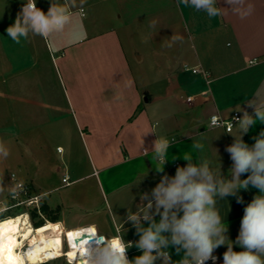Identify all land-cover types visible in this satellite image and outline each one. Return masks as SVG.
Masks as SVG:
<instances>
[{"label":"crops","instance_id":"crops-1","mask_svg":"<svg viewBox=\"0 0 264 264\" xmlns=\"http://www.w3.org/2000/svg\"><path fill=\"white\" fill-rule=\"evenodd\" d=\"M124 2L122 9L130 8L147 19L146 32L138 23V29L125 38L121 26L126 22L114 21L106 27V19H81L85 14L79 8L63 32L47 39L30 34L27 55L21 51L14 55L12 66L6 58V91L0 88V97H6V122L18 125V177L41 195L40 210L43 206L51 213L45 220L70 232L95 225L97 236L123 234L133 244L127 255L134 259L142 253L134 246L139 237L127 221L129 208L135 213L141 196L150 193L162 174L173 176L177 166L186 165L182 156L193 152L194 141L203 140L211 159L216 149L222 173L231 178L232 161L225 148L234 137L222 127L204 125L213 114L229 118L239 111L242 117L247 111L252 115L254 109L247 101L264 98V0H249L255 11L246 19L234 14L225 0H218V6L229 10L212 19L183 5L178 8L176 0ZM153 20L155 28L149 27ZM174 34L182 38L173 41ZM138 35L145 39V52L137 47ZM184 64L208 70L209 82L201 74L185 71ZM261 130L264 124L257 121L244 141L251 146ZM148 131L152 132L145 134ZM237 131L238 125L231 130ZM78 136L86 160L76 158L73 142ZM157 136L176 139L163 173H157L151 159ZM58 137L64 144L55 145ZM31 141L33 156L22 152L23 142L27 146ZM50 151H66L69 163L61 176L53 170L39 174L37 153ZM81 169L87 173L79 174ZM65 174L69 185L62 180ZM92 174L96 182L83 183L82 191L70 196L73 186ZM55 191L59 194L52 196ZM257 194L250 188L239 193L243 204L235 197L221 202L230 241L238 236L244 207ZM233 250L242 249L234 244ZM169 251L173 261L181 258L174 249ZM225 251L227 245L214 251L216 264H223Z\"/></svg>","mask_w":264,"mask_h":264},{"label":"clouds","instance_id":"clouds-1","mask_svg":"<svg viewBox=\"0 0 264 264\" xmlns=\"http://www.w3.org/2000/svg\"><path fill=\"white\" fill-rule=\"evenodd\" d=\"M225 2L241 19H246L255 11L254 4L249 0ZM86 3L87 0H50V7L45 13L37 7V0H24L14 23L6 29L7 36L16 44L28 40L30 34L47 39L53 33L63 32L72 22L73 10H82ZM176 3L178 8L183 5L204 12L209 19L229 10L219 7L218 0H176ZM156 23L153 20L149 27L155 28ZM181 38L174 34L171 40ZM247 103L254 113L250 115L244 111L242 117H236L232 122L234 127L238 125L237 133L228 131L234 137L225 148L232 161L228 170L231 178L222 173L217 150L215 159H211L205 154L203 140L194 141L193 152L182 156L186 165L177 166L173 176L162 174L150 193L141 196L142 204L135 213L129 208L127 221L131 222L139 237L134 246L142 254L134 259L128 258L127 251L133 244L126 242L123 234L112 238L100 235V243L95 249L89 250L87 244L77 249L83 260L76 257V264H156L158 260L162 264H207L208 261L216 264L214 251L224 245H227V251L223 253V264H264V130L253 137L251 146L243 139L257 121L264 124V98L256 97ZM222 126L218 116L211 118V127ZM149 132L152 131L145 134ZM174 143L175 137L169 139L166 136H157L153 142L151 159L157 173L164 172L169 148ZM143 153L147 156L148 150ZM10 155L8 144L0 139V161H7ZM242 176L246 178L242 179ZM11 181V184L5 185L4 174L0 173V197L7 192L8 196L16 199L26 192L23 179H17L12 174ZM250 188L257 189L258 194L244 207L238 236L234 242L230 241L220 204L228 197H235L237 203L243 204L239 193ZM8 207L7 199L0 201V214ZM97 230L95 225H89L81 230V234L97 235ZM234 244L242 250L234 251ZM169 249H174L181 258L173 261ZM32 254L31 247L15 256L9 255L7 260L0 254V264H26Z\"/></svg>","mask_w":264,"mask_h":264},{"label":"rangeland","instance_id":"rangeland-1","mask_svg":"<svg viewBox=\"0 0 264 264\" xmlns=\"http://www.w3.org/2000/svg\"><path fill=\"white\" fill-rule=\"evenodd\" d=\"M125 0H87V3L83 6L85 9V16L81 19H86L90 20L91 18H96V19H106V24L104 26H109L111 25L112 22L115 21V24L119 23H124L126 22V26H121L122 33L124 32L125 38H128L129 34L131 33V30L138 29V23H141L140 28L142 29V32H146L148 26L147 25V19H144L143 15H140L142 13L139 12H133L131 10L127 9H122L124 7V2ZM24 3V0H0V73H2L4 76L0 78V88L1 90L6 91V58H8V64L12 66V63H15V56L18 55L19 52L21 51V54L27 55L28 49L26 48V41L27 40H22L20 44H16L13 42L6 33L7 27L12 25L15 21L17 13L21 9V5ZM37 7L42 9L45 13L50 7V0H37ZM79 8H76L72 12V16H77L78 15V10ZM134 16H138L137 18L133 19ZM128 20V21H126ZM139 21V22H138ZM128 29V30H126ZM127 31V32H126ZM129 31V32H128ZM134 37V36H133ZM138 40L137 47L140 49V51L145 52V39L141 35H138V37L135 36ZM29 40V39H28ZM135 40V41H136ZM25 44V45H24ZM131 49V47H130ZM132 51V50H130ZM132 53H134L132 51ZM11 57V58H10ZM12 59V60H11ZM204 127H208L207 124L204 125ZM19 132H18V125L15 122H6V97H0V139H3L9 146L11 155L8 158L7 161H0V173L4 174V184L8 185L10 184L9 178L10 174L12 172L18 174V167H19V157L18 155V146L20 145V140H19ZM32 137V135L30 136ZM78 137H74V147L76 150V158L78 159H83L86 160L87 156L84 155V152L82 151L83 145H82V140ZM55 145L60 143L64 144L63 140L60 139L59 137L55 139ZM28 142V141H27ZM25 142H23V151L24 153H27L32 156L35 154L36 150L34 149L33 141L30 142V145H24ZM37 158L41 161L39 165V174H50L51 171L53 170L57 175L61 176V173L68 168V157L66 155V151L64 152H57V151H50L48 153L45 152V155L42 154L40 156V153H37ZM57 165V166H56ZM56 166V167H55ZM87 173L86 169H81L79 174L85 175ZM74 178V176L72 177ZM97 176L96 174H92L90 176L84 177L81 182L78 184H75V189L72 191L70 196H76L80 191H82V184L83 183H91V182H96ZM30 186L31 192L35 193L34 187L31 183H27ZM59 192L55 191L52 192V196L58 195ZM4 199L8 200V204L11 202L9 201V196L4 194V196L0 197V201H3ZM31 211H33V208L26 209L22 207H8V210L5 211L3 214H0V219L2 218H8L10 216H13L17 213L20 212H28L29 213V218L31 220L32 225L33 221L41 220L44 219L43 221L45 222V217L50 218V212L49 211H44L42 216L37 215L34 220L31 218ZM35 227V226H34ZM43 229H51V226L47 223V226L44 225ZM22 229L25 232H29V229H26L25 227H22ZM31 236H35L33 232H30ZM71 234V232H70ZM72 235V234H71ZM28 235L25 237H21L22 239H26ZM36 237L33 239L27 241L25 247L29 246L28 244L31 245V243L35 242ZM24 247V248H25ZM41 264V263H39ZM43 264V263H42ZM44 264H71L69 260L65 259L64 257L57 258V259H52L49 261H46Z\"/></svg>","mask_w":264,"mask_h":264},{"label":"bare ground","instance_id":"bare-ground-1","mask_svg":"<svg viewBox=\"0 0 264 264\" xmlns=\"http://www.w3.org/2000/svg\"><path fill=\"white\" fill-rule=\"evenodd\" d=\"M47 223L51 226V229H48V232L41 236L37 233L29 215L25 212L0 220V254H3L5 260H7L9 255L15 256L22 250L31 247L33 250L32 258L26 264H39L61 255L67 256L70 261L73 259L76 261V257L82 261L83 258L79 257L77 249L87 244L86 247L93 250L99 242V239L97 242H91L90 237L98 238V236L89 235L88 233L81 234L82 229L71 232V235L67 228L51 221H45V225ZM22 227L29 229V232H25ZM30 232H33L35 236L32 237ZM26 235H28L26 239L21 238ZM64 236L68 238L70 245L66 251L64 250ZM34 237H36L35 242L25 247L27 241Z\"/></svg>","mask_w":264,"mask_h":264},{"label":"built area","instance_id":"built-area-1","mask_svg":"<svg viewBox=\"0 0 264 264\" xmlns=\"http://www.w3.org/2000/svg\"><path fill=\"white\" fill-rule=\"evenodd\" d=\"M80 12L82 15L85 14V9L83 8L82 10L80 9ZM253 62V61H251ZM183 69L185 71H190L191 73H194V74H201L207 82H209V77H210V72L206 69H204L203 67L201 66H192V65H189V64H184L183 65ZM187 100L188 101H192L193 100V97L192 96H189L187 97ZM213 116H218L223 124L222 128H224L226 131H231L234 126L232 124V122L234 123V118L236 117H241V113L239 111H235L231 117L229 118H225V117H222L220 116L219 114H213L209 117L208 121H207V126L210 127V128H215V127H211V118ZM12 174H15V176L17 177V179H19L18 177V174L17 173H14L12 172L10 174V180H11V175ZM63 182L65 183V185H69L71 183L70 181V178H69V175L68 174H65L62 178ZM13 182V181H11ZM25 182V181H24ZM25 188H26V192L22 193L20 196H18L16 199H12L10 196H9V201L11 202L9 204V207H22V208H25L26 209H29V208H33L34 210L37 211V213L39 215L42 216L41 214V210H40V202H41V195L40 194H36V193H32L31 192V189H30V186L25 182ZM26 214L29 215L28 212H25ZM30 216V215H29ZM47 221V220H46ZM86 226H89V225H84V226H80L82 229L85 228ZM98 239H99V242L98 244L100 243V235L98 236ZM131 243V242H130ZM98 244L95 245V247L98 246ZM69 240L67 237L64 236V250L66 251L68 248H69ZM61 257H64L65 259L68 260V257L67 256H59V257H54L53 259H57V258H61ZM52 260V259H51ZM218 260V259H217ZM46 262V261H45ZM69 262L71 264H76V261L73 259V260H69ZM217 262V261H216ZM43 263V262H42ZM207 264H212V261H208Z\"/></svg>","mask_w":264,"mask_h":264},{"label":"trees","instance_id":"trees-1","mask_svg":"<svg viewBox=\"0 0 264 264\" xmlns=\"http://www.w3.org/2000/svg\"><path fill=\"white\" fill-rule=\"evenodd\" d=\"M41 211L42 212H44V211H47L46 209H45V207H41ZM37 215H39L38 213H37V211L36 210H34L33 209V211H31V218L34 220V218H36L37 217ZM2 219H4V218H2ZM2 219H0V220H2ZM44 219H41V220H35V221H33V224H34V228L36 229V231H37V233L39 234V235H45L47 232H48V229L46 228V229H43L44 227H42V226H44L45 225V222L43 221ZM54 221V220H53ZM46 226H47V224H46ZM44 263H46V262H43V264ZM42 264V263H41Z\"/></svg>","mask_w":264,"mask_h":264},{"label":"water","instance_id":"water-1","mask_svg":"<svg viewBox=\"0 0 264 264\" xmlns=\"http://www.w3.org/2000/svg\"><path fill=\"white\" fill-rule=\"evenodd\" d=\"M91 242H97L98 241V238L97 237H90L89 239Z\"/></svg>","mask_w":264,"mask_h":264}]
</instances>
